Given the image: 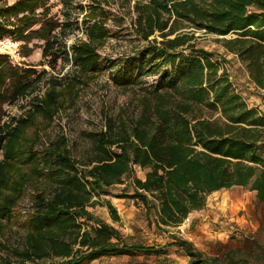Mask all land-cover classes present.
<instances>
[{"label":"trees","instance_id":"16d2710c","mask_svg":"<svg viewBox=\"0 0 264 264\" xmlns=\"http://www.w3.org/2000/svg\"><path fill=\"white\" fill-rule=\"evenodd\" d=\"M48 1L18 0L0 8V40L12 34L39 37L45 43L43 58L51 57L48 64L54 69L59 57L51 53L58 42L53 35L57 30L65 34L69 22L46 18ZM43 7L38 17L36 11ZM131 13V29L146 45L137 47L114 77L130 100L116 112L104 111L103 127L92 133L86 160L74 157L63 136L49 141L43 151L37 150V136L32 145L19 148L15 143L26 121L1 124L0 116V152L5 161L17 155L32 165V184L39 187L28 231L21 248L13 251L19 264H95L104 258L160 253L154 246L130 244L89 211L98 204L95 195H106L126 180L133 193L122 198L154 211L161 228L180 227L190 214L205 208L210 195L233 187L254 192L264 209V158L257 154L264 144V113L249 107L215 55L197 44L206 36L223 38L226 51L244 65L255 88L264 91V0H139ZM36 25L40 28L31 31ZM88 30L92 41L108 36L103 26ZM72 49L81 71H103L94 43ZM6 58L0 56V106L25 97L46 75L14 68ZM48 85L49 102L33 105L37 114L52 121L61 111L57 89L63 85L56 79ZM137 171L146 173L143 180ZM5 177L1 165L0 196ZM15 194L2 199L4 211L14 205ZM107 207L119 222L116 209L110 203ZM170 246L184 249L189 264H244L234 253L223 261L207 259L177 238Z\"/></svg>","mask_w":264,"mask_h":264},{"label":"rangeland","instance_id":"374dc122","mask_svg":"<svg viewBox=\"0 0 264 264\" xmlns=\"http://www.w3.org/2000/svg\"><path fill=\"white\" fill-rule=\"evenodd\" d=\"M17 1L0 0V8L12 6ZM137 1L49 0L46 18L59 23L69 22L65 34L57 30L53 35V40L57 38L58 42L51 53L59 57L54 69L48 64L53 61L52 58H43L45 43L39 37L28 40L17 34L10 35L20 45L22 61L18 65L6 58L8 63L14 68L31 70L37 74L46 72L44 78L36 82L25 97L19 98L14 104L0 106L1 124L11 123L13 119L26 121L27 125L15 145L19 143L21 149L32 145L37 136L36 141L40 140L37 150L43 151L49 141L63 136L68 139L74 157L87 159L91 151L92 133L103 127L104 111L116 112L130 100V93L116 85L114 77L135 49L146 45L137 40L131 29V11ZM44 10V7L37 10L36 15L41 17ZM27 15L22 14L19 18ZM11 21L15 23L14 19ZM94 25L106 28L108 36L103 40L96 38V41H92L88 28ZM39 28L40 25H36L31 31ZM230 38L232 36L226 37ZM223 41V38L206 36L199 38L197 44L199 49L215 55L214 60L227 71L236 91L249 107L264 113V91L256 89L250 82L244 65L226 51ZM91 42L101 57L103 67V71L94 74L81 71L73 60L72 48ZM36 77L33 75L31 80ZM52 79L59 80L63 86L57 89L58 108L61 111L50 121L43 113L37 114L34 105L49 102L51 89L48 83ZM154 79L147 80L152 82ZM28 113H34V116L29 118ZM257 154L264 158V144L259 147ZM17 157L15 155V159L5 161V153L0 152V166L6 176V188L1 192L2 198L0 196V264H19L13 251L21 248L28 231L34 195L39 188L32 184L33 166ZM145 174L137 171V177L141 180ZM106 193L94 196L93 201L98 204L89 211L118 229L130 244L154 246L160 248L161 252L104 258L95 264H189L190 258L184 249L170 246L174 238L191 243L207 259L223 261L226 255L234 253L240 263L264 264V209L255 193L249 189L233 187L216 192L208 197L203 210L190 214L180 227L162 228L156 224L154 211H148L140 202L122 198L125 194L133 193L129 181L112 186ZM14 194L18 195L17 200L7 212L4 211L2 199ZM107 203L116 209L119 222L113 221Z\"/></svg>","mask_w":264,"mask_h":264},{"label":"built area","instance_id":"2783aa9c","mask_svg":"<svg viewBox=\"0 0 264 264\" xmlns=\"http://www.w3.org/2000/svg\"><path fill=\"white\" fill-rule=\"evenodd\" d=\"M0 51L11 63L21 65L20 45L11 36L4 37L0 40Z\"/></svg>","mask_w":264,"mask_h":264}]
</instances>
